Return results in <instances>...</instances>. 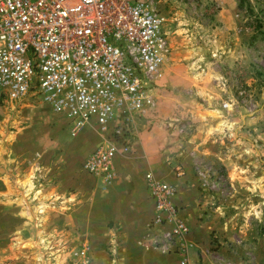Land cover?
Returning <instances> with one entry per match:
<instances>
[{
  "label": "rangeland",
  "instance_id": "1",
  "mask_svg": "<svg viewBox=\"0 0 264 264\" xmlns=\"http://www.w3.org/2000/svg\"><path fill=\"white\" fill-rule=\"evenodd\" d=\"M152 1L162 17L169 45L153 87L156 108L152 118L161 123L165 134L171 135L170 144L192 143L190 139L198 132L203 143L210 145L188 151L191 172L199 182L200 219L210 215L222 219L230 214L233 226L258 235L264 231V216L258 222L254 207L258 215L260 209L264 212V194L259 191L257 196L253 188L243 185L247 180H240L239 175L256 167L262 172L260 180H264V0H242L240 7L239 0ZM218 12L222 16H217ZM194 112L202 120L224 119L212 128H204L194 120ZM144 121L139 120L138 133L146 129L142 127ZM68 130L65 120L53 114L37 96L12 102L0 100V163L4 162L8 175L13 176L11 169L25 164L29 173L21 184L32 183V167L39 174L36 165L61 164L60 155L73 150ZM84 157L75 169L76 177L72 176L76 179L88 175L81 169ZM177 160L171 168L175 176L184 171L180 159L174 157ZM40 175L37 180L43 182V173ZM27 197L31 200L28 205L22 204V209L29 215L28 226L32 228L33 221L41 229L46 219L43 203L35 209L32 194ZM66 234L40 231L30 236H2L0 264H71L70 251L79 243ZM109 236H98L104 242L97 253L89 244L90 236L84 235L90 247V264H119L113 236Z\"/></svg>",
  "mask_w": 264,
  "mask_h": 264
},
{
  "label": "built area",
  "instance_id": "2",
  "mask_svg": "<svg viewBox=\"0 0 264 264\" xmlns=\"http://www.w3.org/2000/svg\"><path fill=\"white\" fill-rule=\"evenodd\" d=\"M168 53L152 0H0V100L39 97L71 136L95 128L100 139L81 169L102 184L114 176V158L130 151L139 120L154 115L152 89ZM143 180L152 247L192 264L176 187L150 171ZM70 257L90 264L87 242Z\"/></svg>",
  "mask_w": 264,
  "mask_h": 264
},
{
  "label": "crops",
  "instance_id": "3",
  "mask_svg": "<svg viewBox=\"0 0 264 264\" xmlns=\"http://www.w3.org/2000/svg\"><path fill=\"white\" fill-rule=\"evenodd\" d=\"M221 12L217 16H222ZM151 118L144 121L142 127L146 129H140L130 151L114 158V176L107 184H102L90 175L75 178L79 161L100 139L96 129H82L71 136L74 148L60 155L58 160L61 164L52 162L43 166L36 165L39 174L32 167V183L29 181L21 184L29 173L25 164H18L11 169L15 174L13 176L11 173L8 175L9 169L4 166V162L0 163V237L64 231L67 238L79 243L77 247L87 242L84 235H89L92 249L100 253L104 238L99 240L98 236L110 235L113 236L114 254L119 264H175V255L162 252L151 244L154 230L148 229L147 223L152 214V206L143 180L144 173L150 171L176 187L174 202L180 206V213L189 227L185 241L190 246L188 252L192 264L198 261L201 264H264V231L257 235L243 227L237 228L231 223L230 214L222 219L218 215L200 219L201 197L196 187L199 182L191 172L188 151L210 148V145L203 143L202 134L194 133L193 139L189 141L192 143L170 144L171 135L165 134L161 123ZM203 118L198 119L194 112V120L205 125L204 128L207 125L212 128L224 119ZM209 152L214 153V150ZM174 157L180 159L179 163L184 168L182 175L171 174L172 165L178 163ZM40 172L45 178L43 182L37 180V176H41ZM261 173V170L252 167L239 175L240 180H247L243 185L248 189L253 188L257 196L260 192L264 194V180L259 178ZM231 182L236 183L234 180ZM29 183L32 190L29 189ZM72 188L74 191H71ZM27 194H32V207L36 209L43 203L46 210V219L41 229L33 221L32 228L28 226L29 215L22 209L31 200ZM254 212L259 222L264 212L260 209L258 215L256 207ZM33 216L35 213H32V219Z\"/></svg>",
  "mask_w": 264,
  "mask_h": 264
},
{
  "label": "trees",
  "instance_id": "4",
  "mask_svg": "<svg viewBox=\"0 0 264 264\" xmlns=\"http://www.w3.org/2000/svg\"><path fill=\"white\" fill-rule=\"evenodd\" d=\"M241 3H242V0H239V1H238V7L241 6Z\"/></svg>",
  "mask_w": 264,
  "mask_h": 264
}]
</instances>
